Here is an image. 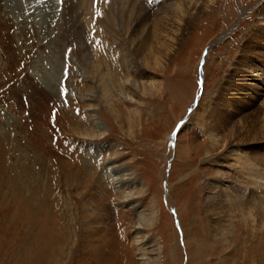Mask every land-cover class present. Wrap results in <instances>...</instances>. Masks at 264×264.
I'll use <instances>...</instances> for the list:
<instances>
[{
  "label": "rangeland",
  "instance_id": "rangeland-1",
  "mask_svg": "<svg viewBox=\"0 0 264 264\" xmlns=\"http://www.w3.org/2000/svg\"><path fill=\"white\" fill-rule=\"evenodd\" d=\"M201 1L129 43L0 0V264H264V0Z\"/></svg>",
  "mask_w": 264,
  "mask_h": 264
},
{
  "label": "bare ground",
  "instance_id": "bare-ground-1",
  "mask_svg": "<svg viewBox=\"0 0 264 264\" xmlns=\"http://www.w3.org/2000/svg\"><path fill=\"white\" fill-rule=\"evenodd\" d=\"M145 1H147V2L151 1L152 2V8L154 9V11H152V13L150 15H149V13L146 14L144 12L145 10L144 11L141 10V8H142L141 6L144 5L145 3L142 1V3L139 4L140 1L137 2V0H60L59 5L64 6L63 10H65V11H66V8L70 10V8H72L74 6L76 7L77 14L76 13L73 14V12H72V14H73L72 20H75L74 22H77L75 25V28H77L76 27L77 25L85 26V28H87L89 30V32H92L95 30L96 34L101 38H105V36H111V37L114 36L115 37L116 35H119L120 37L126 38L127 41L130 43L134 40V38H136V35L140 32L141 27L144 24V21L147 17L152 16V18H155V20H156V22H154L155 24L153 23L154 24L153 25V30H154L153 31V38H156V36H157L156 33L160 29L159 24L164 22V19L166 18V16H168V15L170 16L172 14L171 18L174 19V21L176 22V26H177L176 30L179 31L181 28L187 27L197 16H199L200 7L203 4V2L201 0H149V1L145 0ZM44 3H45V5H49L48 2L47 3L44 2ZM209 3H212V2L209 0ZM71 4L73 5L72 7H71ZM65 5H67V7H65ZM26 6H28V5H26ZM14 8H15V10H17V9L22 10V8L25 10V8H27V7H23L22 5L17 4L16 7H14ZM106 8H108V9L106 10ZM24 10H23V12H24ZM69 10H67V12ZM104 10H106L107 12L104 13ZM7 11H8V9H7ZM65 11H63V12H65ZM78 13H80V15ZM21 14H24V13H21ZM67 15H65V16H67ZM259 15L264 17V7L260 10ZM24 18L26 19V17H24ZM19 19H21V16H19ZM72 27H74V26H72ZM99 32H100V34H99ZM81 46H84V44H81ZM128 55H129V53H125V51H124L125 57L122 59L123 63L124 64H125V62L128 63L129 64L128 68L131 67L133 69H136L138 71L137 74L139 76H143L144 75L143 71L140 70V68L138 66L136 68V66H134V64H132L130 62L131 60L129 59ZM88 56H90V54ZM152 56L153 55L149 54L148 56H146L145 59H147V61L149 59H153ZM89 60H88V62H90ZM100 66H101V64H100ZM103 66H105V65H103ZM84 70H86V68ZM95 74L96 75H93L94 77H91V79L93 80L95 90L102 93L103 97L105 98L107 95L106 94L107 87L104 85L105 84L104 82H103L104 84L100 82L102 80V76L97 70H96ZM125 84H126L125 88H122L120 90L121 94H123V96L126 95L123 92L127 91V86L131 87L132 89L138 88V85L135 83L129 84V82L126 81ZM128 93H129V90H128ZM128 93L126 96H124V98L125 99L130 98V100H131L132 98L128 95ZM109 102H111V101H109ZM229 136L231 137V135H229ZM87 150L90 151L91 149L89 148ZM255 162H258V160H256ZM254 165H256V164H254ZM253 166L249 161H245V162H243V164L240 165L239 173L244 174L245 176L246 175L251 176L252 170H254V169H252V168H254ZM243 171H245V172H243ZM113 172H115V170H113L112 173ZM117 172L118 171H116V173ZM252 177H254V176H252ZM115 178H117V177H115ZM114 181L117 182L118 180L114 179ZM124 185L125 184L121 183V182L116 183L117 187H122ZM209 188L213 189V187L211 188V186H209ZM220 193L221 192L219 191V193L217 194V198H218V196L220 197V195H219ZM222 197H223V195H222ZM252 198H253V200H251V197H250L248 202L251 205V210H253V209L255 210L254 206L256 204L254 201H255L256 197L253 196ZM210 204H211V207H213V210L218 209V210H220L219 212H221V208L217 207V205H216L217 202L214 198H211ZM218 206H219V204H218Z\"/></svg>",
  "mask_w": 264,
  "mask_h": 264
}]
</instances>
